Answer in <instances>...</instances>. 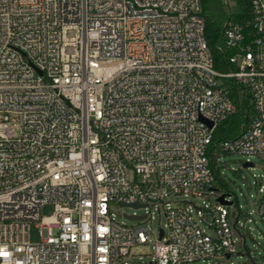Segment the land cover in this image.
I'll list each match as a JSON object with an SVG mask.
<instances>
[{
	"label": "built area",
	"instance_id": "1",
	"mask_svg": "<svg viewBox=\"0 0 264 264\" xmlns=\"http://www.w3.org/2000/svg\"><path fill=\"white\" fill-rule=\"evenodd\" d=\"M248 2L245 25H224L234 55L221 73L202 0H0V264H131V248L152 241L150 264H218L246 247L255 220L242 223L236 193L219 189L208 148L238 111L231 78L255 118L216 163L264 162V0ZM190 196L214 202L166 201ZM121 204L145 218L118 222ZM153 209L167 231L148 224Z\"/></svg>",
	"mask_w": 264,
	"mask_h": 264
},
{
	"label": "rangeland",
	"instance_id": "2",
	"mask_svg": "<svg viewBox=\"0 0 264 264\" xmlns=\"http://www.w3.org/2000/svg\"><path fill=\"white\" fill-rule=\"evenodd\" d=\"M223 3V9L231 14H238L242 11V7L238 0H221ZM247 157L242 155L222 154L220 161L217 163L218 167H221L225 174L226 182L231 187V190L238 196V203L241 206L240 221L245 222L248 216L255 220V223H246L242 234L245 236L246 248L251 252L252 258L256 264H264V224L260 220L259 214L256 212L257 204L262 196L259 192L260 182L264 185V162L257 157H251L250 161L254 163L253 167H244ZM261 175L263 178H261ZM257 182V184H256ZM166 201L170 202L172 207H178L185 205L186 202L194 204L196 207H204L208 203H213L214 200H205L200 197H175L169 198ZM53 205H45L42 208V215L49 216L53 213ZM116 214H144L145 210L136 209L133 207H117L114 209ZM153 211V220L148 223L158 234L160 228L167 231V220L162 213L161 215L157 210ZM118 222L126 224L128 226L139 225L137 221H131L124 217L118 218ZM203 228H205L203 226ZM207 233L212 232L206 229ZM30 239L32 243L40 241V229L36 224H32L30 228ZM159 244V243H158ZM158 244L155 241L147 244L136 245L131 248V264H150L153 261V257L156 255V249ZM234 264H251L245 247H241L239 254H235L231 259ZM231 261L219 260L220 263H230ZM212 264H216L212 262Z\"/></svg>",
	"mask_w": 264,
	"mask_h": 264
},
{
	"label": "trees",
	"instance_id": "3",
	"mask_svg": "<svg viewBox=\"0 0 264 264\" xmlns=\"http://www.w3.org/2000/svg\"><path fill=\"white\" fill-rule=\"evenodd\" d=\"M238 2L242 11L238 14H231L223 9L221 0H202L207 43L213 55L215 68L221 73H228L233 69L230 57L234 55V51L227 47L222 37L225 23L232 20L235 23L245 25V22L252 15L248 0H238ZM245 30L248 29L245 28ZM223 85L231 100L238 105V111L233 117L218 125L213 141L208 148V156L215 170L219 189L222 192H231V187L226 182L223 170L221 167H215L217 165L216 155L221 154V142L240 135L249 126L255 118V110L249 94L245 93L242 86L234 79L224 78Z\"/></svg>",
	"mask_w": 264,
	"mask_h": 264
},
{
	"label": "water",
	"instance_id": "4",
	"mask_svg": "<svg viewBox=\"0 0 264 264\" xmlns=\"http://www.w3.org/2000/svg\"><path fill=\"white\" fill-rule=\"evenodd\" d=\"M210 126H212V123H210ZM252 166H253L252 163H249V162L244 163V167H246V168L252 167ZM218 201L220 203H223V204H228V205H231L232 204V202H228V201L225 200V195L224 194L221 195L218 198ZM121 206L122 207L128 206V207H133V208H136V209L140 207L139 204H133L131 206H129L127 204H121ZM123 217L126 218V219H128V220H131V221L142 220V219L145 218V216H135V215H127V214H124ZM161 236H162V232H161ZM245 250H246V254H247V256H248L251 264H256L255 261H254V259L251 256V253L248 251V249L246 247H245ZM227 257H229V256H227Z\"/></svg>",
	"mask_w": 264,
	"mask_h": 264
}]
</instances>
